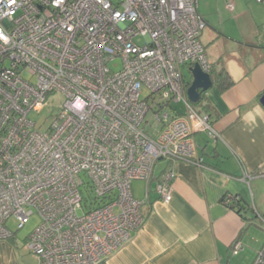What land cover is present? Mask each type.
<instances>
[{
	"label": "built area",
	"instance_id": "1",
	"mask_svg": "<svg viewBox=\"0 0 264 264\" xmlns=\"http://www.w3.org/2000/svg\"><path fill=\"white\" fill-rule=\"evenodd\" d=\"M197 1L0 0V239L9 220L21 229L37 215L25 248L39 264H100L143 226L161 161L154 192L171 201L173 163H199L195 135L220 138L186 97L183 69L210 71ZM49 95L64 101L41 131L30 114ZM251 264H264V244Z\"/></svg>",
	"mask_w": 264,
	"mask_h": 264
},
{
	"label": "crops",
	"instance_id": "2",
	"mask_svg": "<svg viewBox=\"0 0 264 264\" xmlns=\"http://www.w3.org/2000/svg\"><path fill=\"white\" fill-rule=\"evenodd\" d=\"M222 1L233 10L231 2ZM197 11L207 24L198 1ZM204 36L201 43L211 69H225L234 82L224 92L212 86L201 99L200 113L210 116L220 138L208 146L206 135H195L199 163H173L175 178L167 204L154 192L155 180L167 164L154 171L143 226L105 264H251L264 244L254 245L256 238L250 232L256 225L254 210L264 212V108L260 104L264 38H232L231 48L220 44L226 37L218 28ZM229 195L239 196L244 208L227 206L223 199ZM234 242L243 245L236 255L232 254ZM0 264L39 261L29 255L25 241L13 234L11 239H0Z\"/></svg>",
	"mask_w": 264,
	"mask_h": 264
},
{
	"label": "rangeland",
	"instance_id": "3",
	"mask_svg": "<svg viewBox=\"0 0 264 264\" xmlns=\"http://www.w3.org/2000/svg\"><path fill=\"white\" fill-rule=\"evenodd\" d=\"M198 2L200 10L204 14V19L208 21L201 33L202 43L205 37L204 35L207 31H211V28H218L221 34L226 37L224 38L226 41L220 42V44H227L231 48L234 45L230 44L228 41L232 38V40H236L234 38L240 39L242 36H248L255 39L264 38V0H261V2H257V0H227V2H231L234 6L232 11L228 10L226 7L227 3L222 0H198ZM110 67L113 70L120 69V60L110 63ZM183 75L186 81H190L191 74L187 69H183ZM146 94L147 90L142 89L141 96L144 97ZM63 101L62 97L49 95L46 99V105L44 108L37 114H30V118L37 123V126L41 125L39 128L41 131L46 129L48 123L52 121L53 116L60 111ZM201 104L202 103L192 104L194 109L199 113L202 108ZM175 108L181 115L185 114V108L182 102L175 104ZM211 142L213 141L210 140L208 142V146L211 145ZM165 164L166 161L159 162L155 165L154 171H158ZM145 185L146 183L144 181H134L132 183L131 188L135 198H142L144 196ZM78 213L81 214L82 211H79ZM254 222L256 225L251 226L250 232L256 238V240L252 243L258 247L264 241V229L262 224H260L259 219H255ZM38 224L39 218L37 215H34L21 229H17V225L13 219L9 220L6 223V226L11 232H13L16 239L25 241ZM28 253L29 255L34 256L30 252Z\"/></svg>",
	"mask_w": 264,
	"mask_h": 264
},
{
	"label": "water",
	"instance_id": "4",
	"mask_svg": "<svg viewBox=\"0 0 264 264\" xmlns=\"http://www.w3.org/2000/svg\"><path fill=\"white\" fill-rule=\"evenodd\" d=\"M189 72L191 74V84L186 90V97L191 104H198L202 99V95L212 88L213 82L210 74L204 72L199 65H194ZM260 104L264 108V93L260 97Z\"/></svg>",
	"mask_w": 264,
	"mask_h": 264
},
{
	"label": "trees",
	"instance_id": "5",
	"mask_svg": "<svg viewBox=\"0 0 264 264\" xmlns=\"http://www.w3.org/2000/svg\"><path fill=\"white\" fill-rule=\"evenodd\" d=\"M209 74H210V77L212 79L213 86L218 87V89L221 92H224V91L228 90L234 84L233 80L231 79V77L229 76L227 71L225 69H223V68L218 70V71H215V70L211 69V66H210ZM190 84H191V79H190V81H186L185 91L190 86ZM203 95H202V99H203ZM199 103H201V101ZM83 195H84L83 196L84 201H86L87 199L92 198L90 191L85 190V192H83ZM231 200H232V202H226L225 197H224L223 202L227 206L232 208L233 210H240V209L244 208V205L242 204V200H241V198L239 196L232 195ZM8 239H11V238H8ZM100 264H105V261L101 262Z\"/></svg>",
	"mask_w": 264,
	"mask_h": 264
},
{
	"label": "clouds",
	"instance_id": "6",
	"mask_svg": "<svg viewBox=\"0 0 264 264\" xmlns=\"http://www.w3.org/2000/svg\"><path fill=\"white\" fill-rule=\"evenodd\" d=\"M0 40H4V41H5V43H7V38H6V37H4L3 35H0Z\"/></svg>",
	"mask_w": 264,
	"mask_h": 264
}]
</instances>
